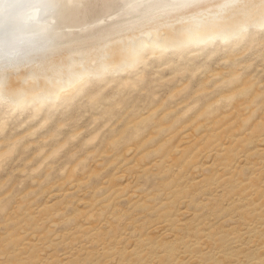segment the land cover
<instances>
[{
  "label": "rangeland",
  "instance_id": "374dc122",
  "mask_svg": "<svg viewBox=\"0 0 264 264\" xmlns=\"http://www.w3.org/2000/svg\"><path fill=\"white\" fill-rule=\"evenodd\" d=\"M233 1L0 77V264H264V0Z\"/></svg>",
  "mask_w": 264,
  "mask_h": 264
},
{
  "label": "bare ground",
  "instance_id": "6f19581e",
  "mask_svg": "<svg viewBox=\"0 0 264 264\" xmlns=\"http://www.w3.org/2000/svg\"><path fill=\"white\" fill-rule=\"evenodd\" d=\"M31 1L37 0H0V44L3 45L5 49L10 50L17 44L23 42L22 37H27L28 39L25 44L31 46L49 38L47 37L49 32L47 26L40 25L41 23L39 24L33 17V12L28 13L25 18L21 19L22 21L18 18L19 12L23 10V7ZM214 1L216 0H50L47 4V9L52 7L56 25V43L53 49L49 51L50 53L47 52L38 59H33L31 61H19L17 63L10 64L8 67L3 65L0 67V77H4L5 79V76H7L9 72L16 70L25 69L32 75L38 72L43 73L53 69H63L62 67L64 65L66 67V64L69 61L71 62L75 55L79 58H83V60H85L86 57L90 62L92 61V64H94L93 61L100 53H102L101 51L107 48L108 45L105 46V44L108 41L119 39L122 37L121 34L125 33L127 35V32L130 33L132 28L136 29V27L132 24L138 22L141 25V20H143L144 23L146 20H151V17H156V15L158 17L152 19V21L142 24H154V21L158 18H162L163 20L166 18L167 22V19L170 20V18L176 16L173 15L174 12H172L175 9L177 11H184L190 7L195 8L196 6L206 5ZM162 14L164 15L162 16ZM176 17L180 18V15ZM185 19L187 20L188 18ZM159 20L160 19L157 21ZM183 21L185 20L183 19ZM175 22L178 23L177 20H175ZM180 22H182V20ZM149 27H152V25ZM179 28H177V30ZM126 30L127 32H124ZM175 30L174 32H171L175 33ZM180 32H178V34ZM160 33L162 34L163 32ZM175 34H177V31ZM149 36H151V34ZM152 36H155V34ZM171 36L173 37V35ZM137 38L139 39L141 37L136 36V39ZM126 40L128 39H125V41ZM131 47H133V44ZM74 64L75 63L72 65ZM69 65L70 67H73L71 64ZM69 65L67 66L68 68ZM27 75H22V77H26ZM10 76L13 77V75ZM10 78L8 79L10 80ZM12 80H14V78ZM35 80H37L36 77ZM6 82L8 83V81Z\"/></svg>",
  "mask_w": 264,
  "mask_h": 264
},
{
  "label": "water",
  "instance_id": "95a60500",
  "mask_svg": "<svg viewBox=\"0 0 264 264\" xmlns=\"http://www.w3.org/2000/svg\"><path fill=\"white\" fill-rule=\"evenodd\" d=\"M49 1L50 0H37L27 3V5L23 7V10L19 12L18 17L20 21H22L21 19L25 18L28 13L33 12V17L37 20V22L39 24L41 23L40 25L47 26L49 31L47 37L49 38L31 46L25 44L28 38L22 37L23 42L17 44L10 50L5 49V47L0 44V67L3 65L8 67L10 64L17 63L19 61H31L33 59L41 58L45 53H50L49 51L53 49L56 43V25L52 7H49V10L47 9Z\"/></svg>",
  "mask_w": 264,
  "mask_h": 264
}]
</instances>
